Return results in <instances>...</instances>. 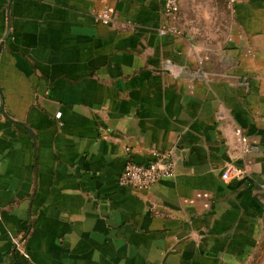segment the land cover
<instances>
[{
  "label": "crops",
  "instance_id": "obj_1",
  "mask_svg": "<svg viewBox=\"0 0 264 264\" xmlns=\"http://www.w3.org/2000/svg\"><path fill=\"white\" fill-rule=\"evenodd\" d=\"M156 153L174 177L118 184ZM263 243L264 0H0V264H257Z\"/></svg>",
  "mask_w": 264,
  "mask_h": 264
},
{
  "label": "built area",
  "instance_id": "obj_2",
  "mask_svg": "<svg viewBox=\"0 0 264 264\" xmlns=\"http://www.w3.org/2000/svg\"><path fill=\"white\" fill-rule=\"evenodd\" d=\"M236 0H227L228 5L233 6ZM165 11L168 14H176L179 11V0H165ZM99 19L103 24L110 23V15L108 12L101 13ZM180 34L176 26L163 29L161 34ZM170 69L169 65H166ZM237 134L241 140L246 141L241 130H237ZM234 175L241 174L238 170H231ZM230 171L227 170L223 175L224 179H228ZM175 176V163L169 155L154 154L152 161L148 163L129 162L126 164L118 184L122 187H131L136 190H146L155 186L159 181L165 178Z\"/></svg>",
  "mask_w": 264,
  "mask_h": 264
},
{
  "label": "rangeland",
  "instance_id": "obj_3",
  "mask_svg": "<svg viewBox=\"0 0 264 264\" xmlns=\"http://www.w3.org/2000/svg\"><path fill=\"white\" fill-rule=\"evenodd\" d=\"M261 253V257L258 258L259 260L257 264H264V245L262 246Z\"/></svg>",
  "mask_w": 264,
  "mask_h": 264
}]
</instances>
